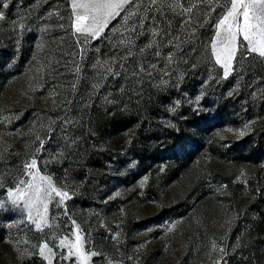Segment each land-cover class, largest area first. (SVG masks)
Here are the masks:
<instances>
[{"label": "rangeland", "instance_id": "374dc122", "mask_svg": "<svg viewBox=\"0 0 264 264\" xmlns=\"http://www.w3.org/2000/svg\"><path fill=\"white\" fill-rule=\"evenodd\" d=\"M165 2L137 0L94 38L77 28L103 12L0 0V264H264L245 218L249 201L264 211V154L237 162L231 199L211 153L264 136V57L238 34L226 59L230 0Z\"/></svg>", "mask_w": 264, "mask_h": 264}, {"label": "snow or ice", "instance_id": "6c2138e0", "mask_svg": "<svg viewBox=\"0 0 264 264\" xmlns=\"http://www.w3.org/2000/svg\"><path fill=\"white\" fill-rule=\"evenodd\" d=\"M206 0H199V3H205ZM143 3V0H140V4ZM148 3V9H151L152 5H163L164 7H171V4H168L165 2V0H147ZM140 4L137 3V0H88L86 3H78L77 0H73V7L74 8H80L84 10L83 16H78L79 19H86L88 14L92 11H98L103 12L106 19L104 21L103 25H100L97 23L94 26H88L83 28H77L78 32L82 33H90L94 38L100 34V31L103 30V27H105L110 19L115 18L116 16L120 15L121 11H125L127 13L125 17V22L127 23V20L131 19L133 15L136 14V12L139 10ZM7 4H4L3 7H7ZM129 6L132 7L131 10ZM179 6V5H177ZM158 11H161L162 9L158 8ZM185 12L190 13L192 11V8H187L184 10ZM238 17H243V25L240 24L238 21ZM4 19L3 12H0V20ZM95 19V17H93ZM255 21V24L251 23V21ZM233 22L236 24V30L233 31ZM227 25L225 28V31L227 32V44L228 47L226 49V59L230 61L234 58L236 49L232 47V45L236 42V37L238 34H241L243 36V40L248 42V51L250 52H258L260 56L264 57V39H262L259 42H256L252 38L253 30L255 33L259 34L262 38H264V0H230V8L222 16V18L219 20L218 27H223ZM135 29H133L134 31ZM153 36L158 35V32H153ZM219 35V33H218ZM148 47H151V45H148ZM213 47H215V44H213ZM143 51V49L141 50ZM217 63H223L225 67V76L229 74L228 69L229 65L228 63H225L221 60V56L217 55L216 57ZM244 133L241 132V135ZM43 145V142H41V146ZM36 161L33 160L31 165H26V168H32L35 167ZM42 179H45L42 177ZM47 183L49 185V188L52 192H54L57 196H60L62 199L68 198V193L66 192H60L55 187H52L51 185V178H46ZM23 183V182H22ZM11 195V194H10ZM15 203V201H14ZM37 227L39 228L40 225L37 224ZM47 245H43L41 247V254L43 255L44 248H46ZM50 251V250H49Z\"/></svg>", "mask_w": 264, "mask_h": 264}, {"label": "trees", "instance_id": "16d2710c", "mask_svg": "<svg viewBox=\"0 0 264 264\" xmlns=\"http://www.w3.org/2000/svg\"><path fill=\"white\" fill-rule=\"evenodd\" d=\"M123 119L121 118H114L112 121L108 124V126H111V128H118L124 125L126 122V118ZM122 124V125H121ZM106 125L98 128V133H102L106 130ZM168 129H164L166 131L164 133V143L169 149L172 144L176 143L179 139V135L169 133L167 131ZM152 133L151 136H154V132ZM154 134V135H153ZM181 139V138H180ZM242 139L238 142H234L231 144L229 148V153L227 156L225 154H215V151L211 150L212 157H213V167L215 168L214 171H216V178L222 181H225L226 184L229 187V195L230 197L232 196V192L234 189L232 188L231 184V177L234 174V172L237 170V162L240 160V158L245 157L249 161L251 160V165L253 166V169H258L261 164V158L262 155L264 154V136L256 135L253 141H249L246 143V141ZM202 145H198V149ZM213 148V147H212ZM247 148V149H245ZM217 153V152H216ZM186 166V165H185ZM199 172L202 174L203 170L199 169L198 176L196 175L195 177L192 176V180L187 184L186 188V193L192 192L195 188H197L198 184L201 182V175ZM172 174L175 176L178 174V170L172 171ZM234 196V195H233ZM258 196V193L256 192V189H253V192L248 195V198ZM234 197H231V199ZM253 199V198H252ZM247 206H249V213L246 214V220L247 224L249 225L252 231L254 230L255 232L259 233L260 235L264 233V211L262 210V206L260 202H254L251 203V201L247 202ZM252 214L254 215V218H252Z\"/></svg>", "mask_w": 264, "mask_h": 264}]
</instances>
